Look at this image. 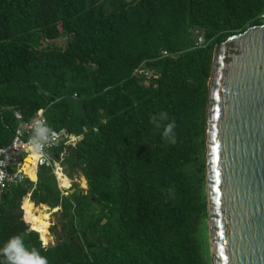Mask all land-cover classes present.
Instances as JSON below:
<instances>
[{
  "label": "trees",
  "instance_id": "obj_1",
  "mask_svg": "<svg viewBox=\"0 0 264 264\" xmlns=\"http://www.w3.org/2000/svg\"><path fill=\"white\" fill-rule=\"evenodd\" d=\"M262 23L264 0H0V146L17 125L14 111L29 120L44 109L52 128L81 137L68 151L86 181L64 195L40 168L35 183L9 187L0 194V246L23 235L49 264H210L212 55ZM160 111L175 122V144L151 122ZM32 202L60 207L52 245H43L46 216Z\"/></svg>",
  "mask_w": 264,
  "mask_h": 264
},
{
  "label": "water",
  "instance_id": "obj_2",
  "mask_svg": "<svg viewBox=\"0 0 264 264\" xmlns=\"http://www.w3.org/2000/svg\"><path fill=\"white\" fill-rule=\"evenodd\" d=\"M207 87L210 264H264V23L215 45Z\"/></svg>",
  "mask_w": 264,
  "mask_h": 264
},
{
  "label": "clouds",
  "instance_id": "obj_3",
  "mask_svg": "<svg viewBox=\"0 0 264 264\" xmlns=\"http://www.w3.org/2000/svg\"><path fill=\"white\" fill-rule=\"evenodd\" d=\"M43 112L44 109L37 110V113L28 124L30 135L27 140V146L37 164L51 167L54 163H59L60 161L54 159L47 149L61 143L66 149L75 148L81 137L67 132L61 136L50 126ZM151 122L155 128L160 130L164 141L169 144L176 143V125L174 121L169 119L166 111H160L158 114L153 115ZM8 160L7 149L0 148V173H4L2 169L8 166ZM4 175L6 176L7 174L4 173ZM2 179L3 177L0 176V181ZM70 187L71 181L66 178L64 180V188L68 189ZM83 187L85 185L81 184V188ZM64 195H68V192L65 191ZM51 226L50 224L49 227ZM44 243L47 245L48 241L45 240ZM0 264H49V261L46 256L40 254L38 249H29L25 244L23 235H13L4 242L3 246H0Z\"/></svg>",
  "mask_w": 264,
  "mask_h": 264
},
{
  "label": "built area",
  "instance_id": "obj_4",
  "mask_svg": "<svg viewBox=\"0 0 264 264\" xmlns=\"http://www.w3.org/2000/svg\"><path fill=\"white\" fill-rule=\"evenodd\" d=\"M203 42H204L203 37L199 35L196 38L195 46H201L203 44ZM162 53H163V55H167V53L165 51H163ZM138 72L141 73V72H143V70L139 69ZM36 113H37V111H36ZM14 118L17 121V125L11 131L9 141L7 143H5L4 145L0 146V148H6L7 149L8 156H9L8 166L2 169L4 171V173L7 175L5 176L4 173H0V176L3 177L2 181H0V194H2L4 191H6L9 187L21 183L25 178H29L34 183L37 180L36 177L34 179H31L29 177V175L23 169V165H24V161H25L26 156H32V154L28 150V146H27V140H28V137L30 135V129L28 128V124L32 118L29 120H25V119H23L21 113L18 111H14ZM53 129L57 133L61 134V136H63L65 132L68 133L66 128H60V129L53 128ZM51 149H60V151L59 152H57L56 150L51 151ZM47 151L50 154H52L54 159H57L60 162L54 163L51 167L45 166L44 164H37L35 162V173H36V170L40 169V168L49 169L51 171V173L54 175V177L56 178L58 188L60 189V191L62 193H64L65 191L69 192V188L65 189L64 187H62L60 185L59 177H58V174L60 173L63 176H65L67 179H69L64 174V170H66L67 167L65 166L64 160L62 159L63 156H69L68 149H66L65 146L61 143V144H56V145L49 147L47 149ZM11 164L16 165L15 171H12V172L9 171V167ZM31 192H32V188H30L28 190V192L25 196V197H28V199L30 201H31V198H30ZM59 208L60 207H57L56 210ZM43 245H45V244H43Z\"/></svg>",
  "mask_w": 264,
  "mask_h": 264
},
{
  "label": "rangeland",
  "instance_id": "obj_5",
  "mask_svg": "<svg viewBox=\"0 0 264 264\" xmlns=\"http://www.w3.org/2000/svg\"><path fill=\"white\" fill-rule=\"evenodd\" d=\"M52 150H56L57 152L60 151V149H51V151ZM62 159L64 160V163L67 165V169L64 170V174L71 180V185H72V187H74V188H72V187L69 188V190H72V189H75L78 187L81 188V184L85 185V187H83L81 189H85L86 184H85L84 177H82V175H81L82 174L81 169L78 166H74V165H76L75 159L72 156H63ZM15 170H16V165L11 164L9 167V171L12 172ZM25 171H26V173L30 172L27 170H25ZM37 177H43L41 169L36 170V179H37ZM56 182H57V180H56ZM34 206L37 208V212L42 211V213L46 216V218L44 220H48V222H49L48 226H46L48 229V233H47L46 237H43V236L42 237L44 240L48 241L47 245H52L56 242V237L54 236L53 233H51L49 225L50 224L53 225L54 223L57 222V219H58L57 210H56V208L49 209V207H46V209H43L42 204L41 205L40 204L39 205L34 204ZM43 211H45V212H43ZM32 225H35L34 222H32ZM40 230H41V234H42L41 227H40ZM43 244H45V243H43Z\"/></svg>",
  "mask_w": 264,
  "mask_h": 264
},
{
  "label": "bare ground",
  "instance_id": "obj_6",
  "mask_svg": "<svg viewBox=\"0 0 264 264\" xmlns=\"http://www.w3.org/2000/svg\"><path fill=\"white\" fill-rule=\"evenodd\" d=\"M23 169L27 170V171H33L34 172V170H35V161H34L32 156H26L25 161H24V165H23ZM58 177H59L60 185L62 187H64V180L66 179V177L63 176L60 173L58 174ZM22 204H23V202H22ZM48 224H49L48 220H44L43 222L40 223V227L42 229L41 236H43V237H46V235L48 233V229L46 227V226H48Z\"/></svg>",
  "mask_w": 264,
  "mask_h": 264
},
{
  "label": "crops",
  "instance_id": "obj_7",
  "mask_svg": "<svg viewBox=\"0 0 264 264\" xmlns=\"http://www.w3.org/2000/svg\"><path fill=\"white\" fill-rule=\"evenodd\" d=\"M35 175H36V173H35ZM73 190V189H72Z\"/></svg>",
  "mask_w": 264,
  "mask_h": 264
}]
</instances>
